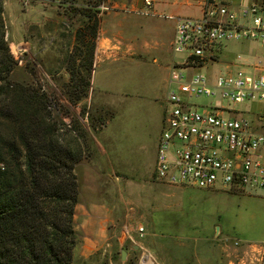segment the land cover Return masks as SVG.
Instances as JSON below:
<instances>
[{"label":"rangeland","instance_id":"obj_1","mask_svg":"<svg viewBox=\"0 0 264 264\" xmlns=\"http://www.w3.org/2000/svg\"><path fill=\"white\" fill-rule=\"evenodd\" d=\"M176 1L178 6L158 11L161 19L169 21L170 14H197L196 8L184 7V0ZM3 19L5 39L17 59L15 77L38 80L48 95L58 99L63 111L52 113L59 117L58 136L74 147L82 123L97 115L94 103L83 99L70 105L62 95L68 79L65 60L76 46L79 16L69 17L65 9L46 0H3ZM168 37L167 32L156 40L159 44V51L154 54L156 62L152 61L153 54L145 57L141 67L145 74L159 76L167 61L170 64L172 60L184 59V54L168 50ZM224 45L219 61L212 67L214 73L226 70L228 64H232V69L238 68V56L252 61L263 50L259 44L248 41H229ZM167 90L168 87L164 91V107L169 108L165 100ZM191 102L199 106V111L219 105L241 110L240 116L250 117L252 111L264 113V102L257 100L233 103L201 95L191 98ZM222 114L227 113L223 110ZM138 148L137 144L131 148L134 157ZM151 170L150 165L147 173L150 183L141 186V193L127 192L126 204L109 211L115 218L113 221L82 228L83 215L78 211L74 225L79 242L73 250L72 264H259L253 245L264 246L263 189L169 185L156 180ZM121 250L125 251L123 260Z\"/></svg>","mask_w":264,"mask_h":264},{"label":"built area","instance_id":"obj_2","mask_svg":"<svg viewBox=\"0 0 264 264\" xmlns=\"http://www.w3.org/2000/svg\"><path fill=\"white\" fill-rule=\"evenodd\" d=\"M143 3L150 8L153 0ZM198 4V16L174 17L171 50L185 57L170 66L166 93L170 107L157 141L154 176L169 185L264 190V113L240 116L241 110L219 105L199 111L191 102L201 95L233 103L264 102V0H198ZM97 9L106 7L100 3ZM229 41L254 42L263 50L252 61L238 56V68L228 64L226 70L214 73L212 67ZM200 68L205 73L194 72ZM138 232L141 236L142 227ZM253 246L257 261L264 264V246Z\"/></svg>","mask_w":264,"mask_h":264},{"label":"trees","instance_id":"obj_3","mask_svg":"<svg viewBox=\"0 0 264 264\" xmlns=\"http://www.w3.org/2000/svg\"><path fill=\"white\" fill-rule=\"evenodd\" d=\"M79 15L76 46L66 57L62 95L70 105L87 97L103 0H63ZM17 59L5 39L0 0V264H72L79 149L58 136L62 105L38 80L15 77ZM84 109L81 115H84ZM90 118V117H89ZM96 119V118H95ZM95 119L90 118L92 125ZM80 134V130H79Z\"/></svg>","mask_w":264,"mask_h":264},{"label":"crops","instance_id":"obj_4","mask_svg":"<svg viewBox=\"0 0 264 264\" xmlns=\"http://www.w3.org/2000/svg\"><path fill=\"white\" fill-rule=\"evenodd\" d=\"M184 1L186 5L181 3L184 7L197 9L196 15L187 16L200 14L198 0ZM102 3L106 9L99 11L94 69L84 98L97 106V115L92 127L88 122L82 123L80 137L75 139L80 160L74 172L80 190L74 217L78 211L82 212L79 213L83 215L82 228L113 221L115 218L109 211L126 204V193L132 190L141 193V186L150 183L147 173L150 165L152 174L155 172L157 141L167 110L164 91L173 60L163 64L159 76L147 75L141 67L147 55L153 54L152 61H157L156 40L164 33H169L167 44L172 51L174 17L182 16L170 14L169 21L160 18L162 14L158 11L178 6L176 0H153L150 8L145 7L143 0ZM66 5L62 0L59 6L65 9ZM134 144L139 147L136 157L131 149Z\"/></svg>","mask_w":264,"mask_h":264},{"label":"water","instance_id":"obj_5","mask_svg":"<svg viewBox=\"0 0 264 264\" xmlns=\"http://www.w3.org/2000/svg\"><path fill=\"white\" fill-rule=\"evenodd\" d=\"M67 76H68V74H67ZM124 254H125V251L124 250H121V260L124 259Z\"/></svg>","mask_w":264,"mask_h":264}]
</instances>
